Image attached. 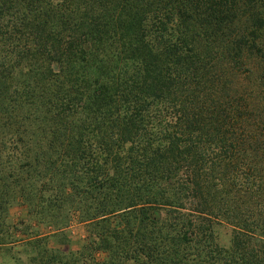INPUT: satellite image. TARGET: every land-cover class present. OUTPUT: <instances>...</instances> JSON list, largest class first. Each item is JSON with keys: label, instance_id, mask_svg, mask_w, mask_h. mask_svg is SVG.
<instances>
[{"label": "trees", "instance_id": "16d2710c", "mask_svg": "<svg viewBox=\"0 0 264 264\" xmlns=\"http://www.w3.org/2000/svg\"><path fill=\"white\" fill-rule=\"evenodd\" d=\"M0 248L264 264V0H0Z\"/></svg>", "mask_w": 264, "mask_h": 264}, {"label": "rangeland", "instance_id": "374dc122", "mask_svg": "<svg viewBox=\"0 0 264 264\" xmlns=\"http://www.w3.org/2000/svg\"><path fill=\"white\" fill-rule=\"evenodd\" d=\"M25 217V209L23 206L16 204L10 209V219L12 221H17ZM222 232L225 233L226 229L222 228ZM69 247L72 249H77L83 242L86 236L85 226L77 221H73L71 226L67 229ZM223 235V234H222ZM56 246V243H52ZM0 264H16L9 256H5L2 249L0 248Z\"/></svg>", "mask_w": 264, "mask_h": 264}]
</instances>
